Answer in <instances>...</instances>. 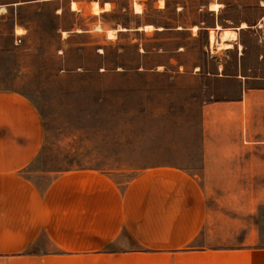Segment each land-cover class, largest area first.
Returning <instances> with one entry per match:
<instances>
[{
  "label": "crops",
  "instance_id": "1",
  "mask_svg": "<svg viewBox=\"0 0 264 264\" xmlns=\"http://www.w3.org/2000/svg\"><path fill=\"white\" fill-rule=\"evenodd\" d=\"M42 4L55 5V17L67 10L84 19L54 30L78 48L95 42L72 37H106L108 30L189 38L205 32L210 50L209 34L219 25L264 30V0H12L0 8ZM16 29L27 36L32 22L16 21ZM42 141L33 102L0 89V264H264V86L242 80L235 97L201 104L198 153L189 166L157 165L120 182L98 170H70L41 191L26 169ZM42 237L53 249L37 248Z\"/></svg>",
  "mask_w": 264,
  "mask_h": 264
},
{
  "label": "rangeland",
  "instance_id": "2",
  "mask_svg": "<svg viewBox=\"0 0 264 264\" xmlns=\"http://www.w3.org/2000/svg\"><path fill=\"white\" fill-rule=\"evenodd\" d=\"M54 8H0V89L23 94L39 112L42 146L26 172L41 191L70 170H98L120 182L157 165L189 166L198 153L201 104L235 97L242 80L264 86V30H236L229 50L216 44L210 50L205 32L195 38L121 34L112 40L79 35L69 42L95 44L78 48L65 45L54 30L84 19L67 10L55 17ZM200 19L211 22L208 15ZM16 21L32 22L18 45ZM218 27L211 31L216 43L224 30ZM259 231L264 246V208ZM124 244L131 246L126 238ZM37 248L53 249L44 237Z\"/></svg>",
  "mask_w": 264,
  "mask_h": 264
},
{
  "label": "bare ground",
  "instance_id": "3",
  "mask_svg": "<svg viewBox=\"0 0 264 264\" xmlns=\"http://www.w3.org/2000/svg\"><path fill=\"white\" fill-rule=\"evenodd\" d=\"M91 6V5H90ZM71 8L72 9H77V5L72 3L71 4ZM219 8V5L216 4V3H213V4H210V9L213 10V11H216L218 10ZM107 9V8H106ZM135 9L136 10H139V6H135ZM135 10V11H136ZM1 11V10H0ZM91 13H98L99 12V9L97 8V5L96 3L92 4V7H91ZM90 12V10H89ZM1 13V12H0ZM248 26L245 24V23H241L240 24V27H238L237 29L235 30H230V29H224L220 36H219V39H218V42L216 43V40H215V36H214V32H210L209 34V42L212 45L216 44L217 47L221 48V49H224V50H229L231 48V42L235 41L236 40V30H242V29H245L247 28ZM217 29H219V27L217 26L216 27ZM145 30L147 31H150L152 29V27L149 25V26H145L144 28ZM121 30V29H120ZM193 31H196V27L193 28ZM63 35H65V33H63ZM106 35L108 38L112 39V38H115V32L112 30H108L106 32ZM240 47V46H239Z\"/></svg>",
  "mask_w": 264,
  "mask_h": 264
},
{
  "label": "built area",
  "instance_id": "4",
  "mask_svg": "<svg viewBox=\"0 0 264 264\" xmlns=\"http://www.w3.org/2000/svg\"><path fill=\"white\" fill-rule=\"evenodd\" d=\"M19 43H21V38H20V34L17 35L15 32V40H14V44L18 45Z\"/></svg>",
  "mask_w": 264,
  "mask_h": 264
}]
</instances>
